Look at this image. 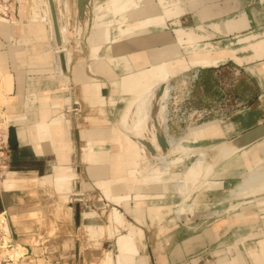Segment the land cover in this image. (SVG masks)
I'll use <instances>...</instances> for the list:
<instances>
[{"label":"crops","instance_id":"obj_1","mask_svg":"<svg viewBox=\"0 0 264 264\" xmlns=\"http://www.w3.org/2000/svg\"><path fill=\"white\" fill-rule=\"evenodd\" d=\"M26 1L15 0L14 18L22 25L16 33L20 31V36L11 31L0 34V78L5 79L6 90L3 111L16 141V148L10 154L6 186L1 189L4 209L0 213L7 216L5 219L16 234V242L25 248L29 245L28 249L34 252L30 241L21 237L56 236L39 234V225L33 226V230H19L20 227H13L7 215L8 210L33 211L40 206L44 210H63L64 213L61 221H55L54 215L58 212L38 213L36 221L46 222L42 228L55 233L62 228L74 230L68 237H56L62 238V245L71 247L73 252L68 256L63 253V257H59L61 262L56 264H79L81 261L87 264L85 250L91 253L95 264H107V252L114 256L119 254L113 264H240L243 261L252 264L253 259L247 252L264 242L261 219L246 222L241 213L214 218H197L194 213L186 214L184 220L179 219L174 215L175 204L171 203L172 196L168 195L164 179L146 174L147 164L138 159L137 148L126 143L125 149L135 150L137 154L131 158L128 152L125 157L126 153L121 150L125 143H113L111 137L120 135L115 126L121 123L120 118L125 122L124 112L133 105L130 104L134 93L156 84L150 72L165 71L167 62L172 60L180 63L181 70L171 76L176 75V78L189 69L205 70L209 78L215 76L220 67L229 75L231 70L239 72L240 78L236 79L232 94L244 109L230 122H214L217 132L197 145L209 142L207 148L212 147L263 122L264 0H92L94 44L90 52L84 47L76 56L86 59L90 54L88 70L80 63L61 76L56 75L55 63L49 58L52 49L49 39L47 47L34 42L27 44L32 41L27 37V26L35 27L38 22L31 21L32 8L28 13ZM152 7L156 11L150 15L147 10ZM22 8L23 13L20 12ZM0 24L12 26V22ZM48 33L46 30L47 38ZM15 51L21 57L17 58ZM158 55L167 60L154 61ZM41 56H45L47 63L36 62ZM120 57L127 60L125 65L117 63ZM102 60H111L106 65L108 70L102 68ZM205 60L212 64L199 63ZM140 75L147 76L134 80ZM209 87L215 92L213 83ZM66 100L80 108L81 117L66 120L61 114ZM123 103L126 108L122 111ZM263 144L264 140L235 155L222 167L217 166L211 176L219 171V176L213 179L221 178L222 188L207 190L204 198L224 196L232 188L229 184L238 181L235 179L239 176L221 174L232 159L242 156L239 170L250 169L253 163L261 164L264 147L260 146ZM73 146L75 149L71 151ZM77 182L81 183L83 191L96 190L101 198L122 210H110L103 224L75 227L68 200ZM194 193L189 198L191 203L196 198ZM52 204L54 207H46ZM89 216L95 215L75 212L77 223L79 217ZM248 224L250 233L245 230ZM86 226H90L95 237H88ZM145 228L153 230L148 241L144 238ZM250 234L255 235L249 237ZM109 240L116 254L102 249ZM98 252H102V257L96 255Z\"/></svg>","mask_w":264,"mask_h":264},{"label":"bare ground","instance_id":"obj_2","mask_svg":"<svg viewBox=\"0 0 264 264\" xmlns=\"http://www.w3.org/2000/svg\"><path fill=\"white\" fill-rule=\"evenodd\" d=\"M108 1L113 2V1H118V0H108ZM52 2L54 5L53 11H54V17H55V25H56L57 33H58V37H59V43H57L56 37H55L54 25H53L52 14H51V9H50V2L48 0H33V2H32L33 6H31L33 9L31 11L32 15H31L30 19L32 22H38V23H37V26H35V27H33L32 25L27 26V33H28L27 37L32 39V41L30 43H27V44L30 45V44L35 43V45H36L38 43V45L40 47H41V45H44V47H47L46 45H48V44H47V40H45L44 33H46V30H48V32L50 31V38L52 39V41H54L53 42V48H52L54 51L52 52V49H51V51H49L50 52L49 55L52 56V54L54 55V53L59 55L58 57H56L57 60L55 59L56 62L53 61V63H55L54 65L56 66V69L59 72L61 70V68L63 70L65 68L64 57H63V55L65 53L62 55V51L66 48L65 41H64V34L66 33V30H65V24H64L65 22L63 19L64 18L63 11L59 10V8L57 7V6H60V5H58V0H51V5H52ZM42 5H43L45 11L42 10ZM53 5H52V7H53ZM15 6H16V2H15ZM74 7H76L75 6V0H74ZM149 9H151L152 11ZM147 11H148V14L151 15V14H154L156 9L154 7H152V8H148ZM142 14L143 13H141L139 15H142ZM75 15H76V8L74 10V22H75ZM0 22H5V21L0 20ZM89 24H90V26H89ZM19 26H22V25H21V22H18V21H12V26H9V27L6 25L0 24V34H7L8 32L11 31L12 33H14L16 35L19 34L18 36H20V34H21L20 31L16 33V29L19 28ZM84 26L85 27L89 26L88 35L86 36V38L84 40L86 43L85 47H87V49L90 52L91 46H93V44H94V42H93V29L95 27L94 16H93V12H92V6L90 8V19L87 18V22L84 24ZM73 29H74V26H73ZM22 30H23V32H25V27ZM76 30H77L76 31L77 34L80 35L82 29L80 27H77ZM145 32H146V30H145ZM158 35H160V33L156 34V36H158ZM149 40H151V39H149ZM60 42H61V44H60ZM74 49L78 50L79 53H81L84 48L83 49L81 48V42L79 41L76 43V47H74ZM66 52H68V51H66ZM13 53H14V51H13ZM10 55H11V57L13 56L12 54H10ZM15 55L17 58L21 57L18 55V51H15ZM40 55H42V54H40ZM141 57L144 58L143 54H141ZM14 58H15V56H14ZM49 58L51 59V57H49ZM118 59H119V61L117 63L120 65H125V63L127 62V60H125L123 57H120ZM52 60H53V58H52ZM143 60H145V58ZM160 60H162L161 62H164V60H167V59L163 55H162V57H159V55H158L154 61L159 62ZM36 62H38V63H45L46 62L47 63V59L45 58V56H41V59L36 61ZM101 62H102V68L104 70H108L106 65H109L111 63V60H108V61L102 60ZM199 63L201 65H205V66L209 65L210 63L212 64V62H209L208 60L201 61ZM84 65L85 66L87 65L86 68H88L89 63L84 62ZM167 65L168 66L165 68V71L161 72L160 71L161 69H160V70H156L157 72L156 71L150 72V74H152V77H154V79H155L154 83H156V84L149 87L148 89L141 90L142 89L141 88L140 90L135 92L134 98H132L134 100L132 102L134 105V108H133L134 112L129 109L130 106L124 112V121H125L126 117H128V116L131 117L132 114H134V116H133L134 121L132 120L133 122L129 125V129H132V133H131V131H129L128 133L123 132V134H122V132L120 131L121 133L118 132V135L120 134L123 138L119 137L120 135L117 137H111V138H112L113 143H118V142H124L125 143V145L121 149L123 152L126 153V154L124 153L125 157H127L128 152H130L129 155L131 158H135V155L137 154L135 150L125 149L127 147V144H130L131 146L133 145L135 149L137 148L138 154L140 156V158L138 156V159H140L142 163L147 164L150 169H153L156 166V162L163 164L161 166L164 168V170H166V168H170L172 165H175L178 161L182 162V160H185V159L187 161H189V168H188L189 173L188 174L191 175V177H190L191 179L190 178L185 179V183H183V184L181 183V186H180L181 188L177 184V186L180 189L177 188V190H176L177 196H178V198L182 199V202L179 204V206H176L174 209L177 210V213L182 214L181 213L182 211H186L185 208L190 207L189 205H186L185 202L187 201V199L190 198V196L193 192H196L195 193V195H196L197 192L199 191V189H201V187L205 186L207 183L208 184L206 185V188H213L212 186L215 185L214 181H213L215 174L213 176H211V175H212V172L216 166L215 160H218L217 155H216V152H217L216 148H217L218 144H220V143H217L214 146L208 147V148L207 147L206 148H196L199 141L204 140V139L208 138L209 136H211L212 134H215L217 132L216 128L214 129V127H213L214 122L211 125L207 124V125L201 126L200 128L197 129V131L192 132L190 134V136L185 138V139H175V140L169 139V136L167 133L168 125H167L165 116H166V113L168 114L166 106H167L168 99L170 96V92H171L170 90H172L173 87L169 86V82H167V80H169V78L172 76V74L179 72L181 70V68H180V63H175V61H173V60L170 62L168 61ZM58 68H60V69H58ZM141 76L142 75H140V77H135L134 80L141 79ZM144 76L146 77L147 75H144ZM144 76H142V78ZM160 88H161V93L158 97L159 103H158L156 121H157L158 127L161 128L162 134L164 135V138H165L166 143L168 145V150L164 154V157L158 155L159 147H158L156 135H155L156 131H155V127H154L153 122L150 120L151 102L154 100L155 93ZM4 90H5V79L0 78V107L2 109H3V106L6 102L5 101L6 99L4 96ZM130 90H132V87L129 89V91ZM162 104H163V106H162ZM5 117H6V115H5ZM167 117H168V115H167ZM6 121L4 123V128L7 129V131L9 132V134H8L9 138L12 137L15 141V132L13 129L9 128ZM87 140L89 141L88 136H87ZM262 140H264V139H262ZM262 140H260V141H262ZM143 141L150 143V145L155 150L156 155H158L157 157L156 156L151 157L152 159H154V161L152 163L148 162V158H149L148 154L149 153H147V150L143 145ZM260 141H258V142H260ZM258 142H256V143H258ZM256 143H254L253 145H255ZM253 145H251V146H253ZM251 146H249V147H251ZM248 148H246V149H248ZM119 149H120V146H119ZM246 149H244V150H246ZM244 150H242L241 152H243ZM241 152H239V153H241ZM173 153L178 154L177 161H176V159L175 160H168L169 155L173 154ZM239 153H237V154H239ZM208 154H211L212 158L208 159V157H209ZM237 154H235V155H237ZM235 155H233L232 157H234ZM232 157L223 161L221 163V167L225 163H227ZM190 158H194V160H191V162H190V160H189ZM253 164H254V166H256L255 163H253ZM262 170H264V169H262ZM8 173L9 172L7 171L3 180L0 181V191H1V189L5 188V186H6L7 178L9 175ZM258 173H256V174L251 173L250 175L243 176L241 178V181H240L241 184L236 185V188H232L234 190L230 191L231 194L229 195L228 199H230V201L232 203L233 202L234 203L233 204L230 203L229 208L227 207V210H223L222 214L225 213L227 215L229 213L230 214L233 213V216L236 215L237 210L243 208L240 205L241 204L240 199H242L246 196H250V195L256 194L258 192L264 191V178H262V176H261V178H258V177H260V174H261V173H259V175H258ZM138 176H136V177H138ZM186 186H187V189H186ZM184 189L186 191H184ZM255 201L253 200V201L248 202L247 203L249 205L248 207H250V205L251 206L259 205L257 203H254ZM259 201H262V200L258 199V202ZM227 203H229V202H227ZM259 203L264 204V200H263V202H259ZM52 206L54 207L53 204L50 206L46 205V207H52ZM40 212H43V213H46L49 215H52L53 213L58 212L57 214L54 215V216H56L55 221H61L64 218L63 210H55L54 212H52L51 210H44L40 206L37 208V210H33V211H31V210H22V211L21 210H8L7 215L9 217L13 227L18 226V227H20L19 230H24V229L33 230V226H36V225L44 226L46 224L45 220L36 221L37 214ZM222 214H221V216H226L225 214L224 215H222ZM69 220H70V217H69ZM0 221H2V222H0L1 228L4 229L5 226L7 227L8 222H7V220L5 221V219H4V213H0ZM89 227L90 226H86L84 228H86V230H87L88 237L93 238V237H95V234L91 229H89ZM7 228L9 230V227H7ZM107 232H108V229H107ZM23 236H25V235H23ZM32 236L33 235H29L28 238L21 237V239H26V240L30 241V244H31L32 249L34 251L33 254L37 255L39 257L40 253L38 254L37 248H38V246H40V244L42 242L46 241V239H45L46 237H44V236L38 237V238L34 237L32 239ZM99 237H103V235L99 234ZM24 252H25V247H23L22 244L16 242V246H15L14 250L12 251V256L15 258H19L20 256L23 255ZM106 256L108 258V259L106 258V260H107L106 263L107 264H113L115 260L112 259V256H113L112 253L107 252ZM94 259H97V258H94ZM252 259H253V261H256V263H264V256L263 255L252 256ZM42 260L37 259L35 264H39V262ZM253 261H252V264H254ZM23 264H28V263L25 261V262H23ZM240 264H245V262L243 261Z\"/></svg>","mask_w":264,"mask_h":264},{"label":"rangeland","instance_id":"obj_3","mask_svg":"<svg viewBox=\"0 0 264 264\" xmlns=\"http://www.w3.org/2000/svg\"><path fill=\"white\" fill-rule=\"evenodd\" d=\"M26 2L28 4V6L26 7V10L29 13V9L31 7L30 5H32V4H31L30 0H27ZM32 2H33V0H32ZM52 5H53V2H52ZM58 5H60V6H57L59 8V10L63 11V15H64L63 19L65 22L64 24H65V30H66V33L64 34V41H65L66 48L62 51V55L65 53L64 54L65 56L63 55L65 68H64V70L61 68V70L59 71L61 74L58 72V70L56 68H55L56 70L54 69L56 75L60 76V75H66L65 72H70L72 70L73 66L76 64H80V63L84 64V62L89 63L90 62V54L86 59H82L81 57H79L77 59V57H76L77 54H80V53L78 50L74 49V44L76 43V39L74 38V34H73L74 10H75L74 0H58ZM53 8H54V5H53ZM14 9H15V12H14L11 20L7 21V22H12V21L16 20L14 18L15 13H16V6L15 5H14ZM42 10L45 11L43 5H42ZM20 12L23 13V8ZM92 12H93V7H92ZM31 15L32 14H30V16ZM93 16H94V14H93ZM48 34L49 35L47 38L46 33H44L45 40L51 39L50 38V31ZM53 42L54 41H52V39H51L50 40L51 48H53ZM60 44H61V42H60ZM53 51L54 50L52 49V52ZM66 51H68V52H66ZM58 56L59 55L56 53H54V55L52 54V56L49 55V57L53 58V61H55V62L57 60L56 57H58ZM85 68H86V66H85ZM220 68L221 69L218 70V73L215 72V74H216L215 76H214V74L211 75V78H209L207 76V73H205L206 72L205 70L197 69L199 71V75H198L196 82L193 84V89H192V93L190 95V99L184 105H182V107H183L182 109L188 110L189 113L191 112V110L205 111L206 112L205 116L203 117L202 121H200V122H203V121H205V122L198 124V125H189V126H187L188 125L187 121H185V122L184 121L183 122L182 121H174V123L168 124V117H167V113H166L165 117H166V122L168 125L169 139H171V140L185 139V138L189 137L192 132L197 131V129L200 128L201 126L207 125V124L211 125L213 122H217V123L218 122H230L231 118L234 115L238 114L241 110L244 109L245 106L241 102H238V100L232 94V90L234 88L233 86L235 85L234 83H235L236 79L239 80L238 78H240V77L239 76L235 77L234 76L235 71H233V70H231V75H229L228 71L224 72V70H222V67H220ZM227 68L232 69L231 66L230 67L227 66ZM58 69H60V68H58ZM190 70L191 69L187 70L189 72L186 71V73H183L182 75L178 76L177 78H176V75L169 78V80H167V82H169V86L172 87L171 85L173 84V82L176 79H179L181 76H183L185 74H192V71H190ZM153 80L155 82V79H153ZM210 81L216 87L215 92L213 89H211L209 87L210 85H212V83L211 84L209 83ZM182 84H183V81H182ZM114 90L117 92V89H114ZM180 90H182V88H179V91ZM224 90H230V92H228V91L226 92ZM66 101L67 102L64 103V106L62 108V113H61L65 116L66 120L69 121L71 118L74 119V117H77V116L81 117L82 115H80V111H81L80 108L77 105H72V102H68V100H66ZM131 105H132V102H131ZM162 106H163V104H162ZM125 108L126 107L124 104L122 111ZM133 108H134V105L131 106L130 110L134 112ZM166 108H167V106H166ZM122 111H121V114H122ZM63 115H60V116H62V118H63ZM133 116H134V114H132L131 117L128 116L126 118L125 122H123V118H120L119 121H121V123L118 125V127L115 125L114 126L116 128H118L121 132L128 133L129 131H131V133H132V129H129V125L134 121ZM69 140L73 145V141L71 140V138H69ZM205 143H207V144L206 145L201 144V145H197V146L207 147L210 144L209 142H205ZM263 145L260 146V148H263L264 147ZM74 149H75V146L72 147L71 151H74ZM208 155H209L208 159L212 158L211 154H208ZM177 158H178V154L173 153V154L169 155L168 160H175L176 159V161H177ZM189 160L191 162V160H194V158H190ZM242 161H243L242 156L236 157L233 159V161H231L230 164L228 163L227 166L223 168L224 171H222L221 174H223L225 177L226 176H228V177H238L239 176V178L235 179L238 181L234 182L232 184L230 183L229 187L236 188V185L241 184L240 181H241V178L243 176L250 175L251 173L256 174L260 170H261L259 172V173H261L260 177H258V176L257 177L261 178V176H262V178H264V170H262V169H264V161L261 164L259 163L257 165L258 167L253 166L250 169L241 168L240 169L241 171H240L239 168L242 165V163H241ZM161 165H163V164L156 162V166L153 168L154 170L150 169L147 165L146 174H149L150 176L158 174L157 176L159 178L162 177L164 179L163 183L166 184L168 192H170L168 195L172 196V202L171 203L175 204V205H173V207L175 208L176 206H179V204L182 202V199L178 198V196H177V193H176L177 188H179L181 186V183L182 184L185 183V179H189L191 177V175L188 174L189 173V171H188L189 161H187L186 159L182 160V162L178 161L175 165H172L170 168H166V170H164V168ZM217 173H219V171ZM217 173L215 174V176L218 177L219 175ZM259 173H258V175H259ZM220 180H221V178L213 179L214 184H215L214 185L215 187L212 186L213 188H206V185L208 183L205 186L201 187V189H199V191L195 195L196 198L193 200L194 203H191L192 202L191 199L187 200L185 202V204L189 205L190 207L188 206L189 208H185L186 211H182L181 212L182 214L177 213V210L174 209L173 210L174 215L177 214L178 218L179 219L182 218L183 220L186 219V217H185L186 214H188V216H189L190 214L193 215L194 213H195V217H197V218L221 217L223 210H227V207L229 208V204L232 203L230 201V199H228V197L231 194L230 191H232L234 189L230 188L231 190H229V191L227 190V193H225L224 196L220 195V196L212 197L209 195V196H207L208 197L207 200H206V198H204V196L206 194L205 192L207 190L218 189L221 187L222 184L219 182ZM177 184L179 187L177 186ZM186 189H187V186H186ZM184 191H186V190L184 189ZM200 194H203V196L199 197ZM261 195H264V191L258 192L256 194L246 196V197L240 199V203H241L240 205L242 207H248L249 205L247 203L250 201H253V200L254 201L256 200L254 203H257L259 205H256L257 207L255 205H253L254 207H252V208L248 207L249 209H246V210H239V211L237 210L236 215L241 213L245 219L243 221H246V222L249 221L251 223L256 222L257 219L259 218V219H261V223L264 226V204L259 203V202H263L264 197H262ZM258 199H260L262 201L258 202ZM157 201L158 200L154 199L155 203H159ZM227 202H229V203H227ZM163 203L164 202H162V204ZM68 207L72 211V225H74L75 227H77L80 224H84V225L103 224L106 221L105 216L109 213L110 210H112V209L122 210L121 208L117 207L115 204H113L111 202L109 203L105 199L101 198L100 194L96 190H88L87 189V190L83 191L81 189V183H78V182L75 184V190H74V192H72V195L70 196V200H68ZM250 207H251V205H250ZM3 209L4 208L2 205L1 191H0V210H3ZM76 210L79 212V215L84 213V214H94L95 216H89V217H84V218L79 217V220L77 223L76 219H75ZM224 214H222V215H224ZM226 216L232 217L233 213H231V214L229 213ZM6 217L7 216H4V219ZM236 217H238V216H236ZM2 221H0V222H2ZM5 221H6V219H5ZM129 221H131V220H129ZM126 224H127V222H126ZM246 226H247L245 228L246 232L250 233L251 232L250 224H248ZM7 227H9V231L15 239L16 234L11 229V227L8 223H7ZM69 230H71V231H69ZM69 230L67 229V231H65V229L62 228L61 230H56L57 232L55 233V231L49 232L40 226V228L38 230L39 234L50 233V235L56 234V236L45 238L46 239L45 242L41 241L42 244H40V246H38L37 252H38V254L40 253L39 254L40 256L38 257V259H41V260L43 259V260L40 261L39 264H46V263L56 264L58 261L61 262L59 257H63L62 256L63 253L67 254L65 256H68V254L70 255L73 253V252H71L72 251L71 247H68V246L65 247L62 245V238H60L63 236L68 237L70 232L71 233L74 232L72 227ZM58 231H59V233H58ZM144 232H145L144 238L146 239V241H148L150 233L153 232V230L151 228L150 229L145 228ZM254 235L250 234L248 236L251 237ZM58 236H60V237L56 238ZM260 244H261V246H259L256 249L251 247L253 249H251L250 251L246 250V252L248 251L247 254L250 255V257L256 256L257 255L256 252L258 250H261L262 253H260L258 255L264 256V242H261ZM112 246H113V243H111L109 240L103 244L102 249L106 250V251H113L114 254H116L115 250H113L114 247H112ZM26 247L28 248L29 245ZM30 248H32V247H30ZM28 251L30 253V249H28ZM85 253H86L85 254L86 259L88 260L87 264H95L91 260V253L89 254L87 250H85ZM96 255L102 257V252H98V253H96ZM112 255H113V253H112ZM118 255L119 254H117L115 256L113 255L112 259H116L115 257ZM79 264H83V262L81 261ZM152 264H154V263L152 262Z\"/></svg>","mask_w":264,"mask_h":264},{"label":"built area","instance_id":"obj_4","mask_svg":"<svg viewBox=\"0 0 264 264\" xmlns=\"http://www.w3.org/2000/svg\"><path fill=\"white\" fill-rule=\"evenodd\" d=\"M14 5L15 0H0V20H11L15 12ZM198 75L199 71L197 69L192 70V74H185L181 76L171 85L174 88L170 92L167 103L168 124L174 123V121H187V126H189L205 122H200L205 116V111L191 110L189 113L188 110L182 109V105L190 99L193 84L196 82ZM234 76H239V72H235ZM179 88H182L183 91L180 90V92ZM5 121L6 117L3 109L0 107V181L3 180L6 172L10 171L11 165V149L8 136L9 132L4 128ZM5 228L3 229L0 227V264H23L25 261L28 264H35L38 256L34 255L32 251L29 253L28 248H25V252L19 258L12 256V251L16 246V240L6 226Z\"/></svg>","mask_w":264,"mask_h":264},{"label":"water","instance_id":"obj_5","mask_svg":"<svg viewBox=\"0 0 264 264\" xmlns=\"http://www.w3.org/2000/svg\"><path fill=\"white\" fill-rule=\"evenodd\" d=\"M50 2V9H51V14H52V21L54 25V31H55V37L57 43H59V37L57 33V28L55 25V17H54V11L53 7L51 5V0H48ZM91 2L92 0H75V8H76V15H75V22H74V29H73V34L74 38L76 39L77 42H81V48L83 49L86 45L85 43V38L88 35V27H85L84 24L87 22V18L90 19V8H91ZM85 28H84V27ZM80 27L82 29L81 34H77L76 28ZM84 28V29H83ZM76 43L74 44V47H76ZM161 93V88L155 93L154 100L151 102L150 106V120L153 122L155 131H156V140L157 144L159 147V156H163L168 150V145L166 143V140L164 138V135L162 134L161 128L158 127L157 121H156V115H157V110H158V97ZM264 139V121L259 123L253 128H250L237 136L227 140L220 142L216 148V155L218 160H215L216 166L221 165V163L233 155L241 152L242 150L248 148L249 146L253 145L254 143ZM9 145L10 149L14 150L16 148L15 141L12 137L9 138ZM143 145L147 150L148 154V162L152 163L154 159H152V156H158L156 155L155 150L153 147L150 145V143L143 141ZM214 168V169H215Z\"/></svg>","mask_w":264,"mask_h":264}]
</instances>
